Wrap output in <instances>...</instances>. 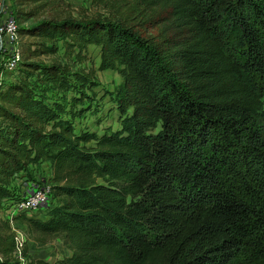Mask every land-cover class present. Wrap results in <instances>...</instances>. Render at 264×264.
Segmentation results:
<instances>
[{
    "label": "trees",
    "instance_id": "obj_1",
    "mask_svg": "<svg viewBox=\"0 0 264 264\" xmlns=\"http://www.w3.org/2000/svg\"><path fill=\"white\" fill-rule=\"evenodd\" d=\"M108 7L106 17L17 28L38 38L31 58L57 39L98 47V69L121 77L106 92L119 127L74 126L92 110L93 73L20 62V75L0 83V211L13 176L48 162L55 204L12 220L58 237L70 254L56 264H264V0ZM54 87L76 93L52 100ZM14 250L0 218V264H19Z\"/></svg>",
    "mask_w": 264,
    "mask_h": 264
},
{
    "label": "rangeland",
    "instance_id": "obj_2",
    "mask_svg": "<svg viewBox=\"0 0 264 264\" xmlns=\"http://www.w3.org/2000/svg\"><path fill=\"white\" fill-rule=\"evenodd\" d=\"M112 0H50L48 3L36 7L39 3L29 0H0V24L2 21L11 16L15 19L17 28L28 26L40 18L62 19L65 17L73 18H90L106 17L110 15ZM17 4V5H16ZM107 6H106V5ZM23 13L18 12L22 11ZM35 10V12H34ZM26 13H33L31 16ZM20 46L22 50L21 62L26 61H44L47 63H59L68 68L71 72H83L91 75L92 89H85L86 98L92 110L86 112L82 117H76L73 120L76 130H90L101 133L104 128L119 127L118 114L112 102H109L107 91H112L120 82V75L113 70H99V49L95 45H87L86 49L69 47L63 40H54L55 51L44 53L36 57L29 54V45L38 41L37 37L24 36L19 34ZM5 46L0 44V83L15 80L21 71V64L16 69H8L6 66L7 53ZM33 48V47H32ZM74 81V80H73ZM76 92L62 91L58 87L50 88L47 93L48 98L52 100L68 101ZM85 101V103L87 102ZM81 107V106H80ZM77 106L76 108H80ZM52 169L48 162L39 161L30 164L21 172L16 173L11 180L12 196L4 199L3 207L0 211V218L10 221L12 227L21 236L24 241V248H27L29 258L24 264H34L32 260H43L46 264H56V260L66 257L70 251L62 244L56 236L42 237L30 232L26 225L12 220L18 212L23 211L19 208V203L34 188H46L52 185ZM55 204L53 199L50 204H46L36 211L42 215Z\"/></svg>",
    "mask_w": 264,
    "mask_h": 264
},
{
    "label": "built area",
    "instance_id": "obj_3",
    "mask_svg": "<svg viewBox=\"0 0 264 264\" xmlns=\"http://www.w3.org/2000/svg\"><path fill=\"white\" fill-rule=\"evenodd\" d=\"M0 44L5 46L4 50L7 53V68L11 70L16 69L21 62L22 50L16 21L11 16L6 17L0 24ZM52 200L53 196L50 186L46 188H34L23 200H21L19 208L27 211H36L46 204H50ZM12 230L15 238L13 256L19 260V264H24L28 259V257L22 254L24 241L15 231L14 227H12Z\"/></svg>",
    "mask_w": 264,
    "mask_h": 264
},
{
    "label": "crops",
    "instance_id": "obj_4",
    "mask_svg": "<svg viewBox=\"0 0 264 264\" xmlns=\"http://www.w3.org/2000/svg\"><path fill=\"white\" fill-rule=\"evenodd\" d=\"M96 47V46H95ZM99 49V48H98ZM68 256V255H67ZM46 264V263H45Z\"/></svg>",
    "mask_w": 264,
    "mask_h": 264
}]
</instances>
